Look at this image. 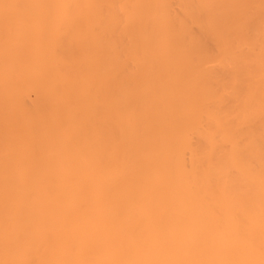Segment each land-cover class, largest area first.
Instances as JSON below:
<instances>
[{
	"label": "bare ground",
	"instance_id": "6f19581e",
	"mask_svg": "<svg viewBox=\"0 0 264 264\" xmlns=\"http://www.w3.org/2000/svg\"><path fill=\"white\" fill-rule=\"evenodd\" d=\"M0 264H264V0H0Z\"/></svg>",
	"mask_w": 264,
	"mask_h": 264
}]
</instances>
